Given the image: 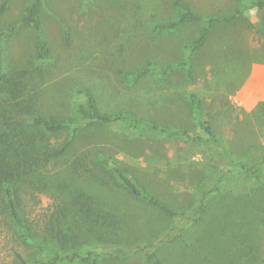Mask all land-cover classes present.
Here are the masks:
<instances>
[{
	"label": "rangeland",
	"instance_id": "rangeland-1",
	"mask_svg": "<svg viewBox=\"0 0 264 264\" xmlns=\"http://www.w3.org/2000/svg\"><path fill=\"white\" fill-rule=\"evenodd\" d=\"M31 1L0 0V6L7 7L0 16V33H5L0 63L10 70L44 69V79L35 77L34 85L46 112L65 118L68 101L77 97L76 91L88 89L106 112L130 109L161 126L206 139L189 102V95L195 93L219 142L138 138L112 125H85L78 145L83 149L77 152L107 151L141 187L171 206L198 202L202 191H207L209 208L197 211L193 220L168 218L126 200L137 212L138 223L127 229L124 243L84 244L77 249L87 259L82 260L44 239L56 203L53 192L24 194L22 217L37 232L46 252L25 243L5 213L0 218V264H20L21 258L26 264H91L94 260L98 264H156L158 260L162 264H264V185L258 188L247 174L235 182V191L237 186L242 194H254L262 201L254 208L230 205L231 190L217 189L218 184H226V177L241 173L239 164L253 147L264 150V104L250 112L229 99V93L242 88L249 59L264 57L262 9L256 6L260 0H42L43 39L23 21ZM187 9L199 20L181 23L174 30H155L158 24L179 20ZM236 11L234 19L224 21ZM211 19L216 21L210 25L207 43L192 52L190 46ZM39 42L49 47L42 58ZM189 56L192 79L186 66L176 67L165 80L152 70V64L178 66ZM233 63L239 75L224 80ZM118 70L149 72L134 89ZM64 134L61 142L67 137ZM258 171L264 181V164ZM158 232L159 237L145 241Z\"/></svg>",
	"mask_w": 264,
	"mask_h": 264
},
{
	"label": "trees",
	"instance_id": "trees-1",
	"mask_svg": "<svg viewBox=\"0 0 264 264\" xmlns=\"http://www.w3.org/2000/svg\"><path fill=\"white\" fill-rule=\"evenodd\" d=\"M264 1L256 2L263 9ZM42 0H32L26 9L23 21L31 26L43 39L40 10ZM6 4L0 6V16L6 10ZM235 12L224 21H230L238 15ZM197 15L185 10L179 20L158 24L156 31L174 30L181 23L197 21ZM211 19L197 39L190 46L192 52L202 49L210 35ZM5 33H0V48L4 43ZM40 57L49 52L44 42H39ZM191 56L178 66L161 68L152 64L162 79L176 67L186 66L188 78L194 76L190 65ZM148 70L122 72L124 82L129 86L137 85L148 75ZM44 69L10 70L0 63V218L7 213L21 232L24 242L37 245L45 253L46 248L36 239L37 232L30 228L22 217L24 194H36L52 191L55 200L49 222L45 224L44 239L56 242L61 249L72 251L74 257L82 260L77 252L84 244L117 245L124 243L128 230L138 223L134 212L125 201L134 200L168 218H193L197 211L209 208L208 192L202 191L198 202L186 206H171L160 197L141 187L126 169L119 165L108 153L96 148L78 147L79 137L86 130L85 125H112L118 130L133 133L138 138L184 137L200 143L219 142L212 125L205 117L200 101L195 93L189 95L198 128L207 138L195 137L186 131L172 130L161 126L154 120L139 117L135 111L112 114L102 110L95 95L87 91H76L77 97L68 101V111L64 117L46 112L39 103V93L34 85L35 77L44 79ZM67 133L62 142L61 136ZM94 139V137H92ZM226 152V150H224ZM264 164V150L252 148L246 160L241 161L240 174H233L218 184L217 189H230L233 194L230 205L235 207H256L262 201L254 194H242L235 182L242 174L251 175L258 188L263 187V180L258 168ZM51 168V169H50ZM52 174H51V173ZM222 179V177H221ZM226 194V193H225ZM223 200V199H222ZM221 200V201H222ZM197 204V205H196ZM228 204V203H227ZM215 204L214 206H217ZM193 220V219H192ZM195 221V220H194ZM133 224V225H132ZM162 233V232H160ZM159 232L145 241L159 237ZM264 256V244L262 250ZM21 258V256H18ZM57 260V258H55ZM20 264H26L21 258ZM91 264H98L94 260ZM156 264H162L159 260Z\"/></svg>",
	"mask_w": 264,
	"mask_h": 264
},
{
	"label": "crops",
	"instance_id": "crops-1",
	"mask_svg": "<svg viewBox=\"0 0 264 264\" xmlns=\"http://www.w3.org/2000/svg\"><path fill=\"white\" fill-rule=\"evenodd\" d=\"M249 60V72L242 88L229 93V99L240 110L253 112L260 110V104H264V57L253 56ZM235 64L233 63L231 71L224 73V80L234 79L239 75V68Z\"/></svg>",
	"mask_w": 264,
	"mask_h": 264
},
{
	"label": "water",
	"instance_id": "water-1",
	"mask_svg": "<svg viewBox=\"0 0 264 264\" xmlns=\"http://www.w3.org/2000/svg\"><path fill=\"white\" fill-rule=\"evenodd\" d=\"M261 20H262V23H263V25H264V5H263V9H262Z\"/></svg>",
	"mask_w": 264,
	"mask_h": 264
}]
</instances>
